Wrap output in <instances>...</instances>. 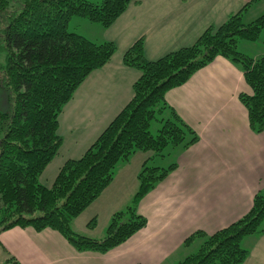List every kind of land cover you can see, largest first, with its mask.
I'll return each mask as SVG.
<instances>
[{"label": "trees", "instance_id": "trees-1", "mask_svg": "<svg viewBox=\"0 0 264 264\" xmlns=\"http://www.w3.org/2000/svg\"><path fill=\"white\" fill-rule=\"evenodd\" d=\"M131 1L0 0V89L12 93L10 112L0 111V234L15 227L51 229L79 252L107 253L145 228L143 198L179 165H155V157L164 156L169 145L188 149L200 140L166 94L219 56L243 72L249 90L239 99L252 131L264 132V52L249 55L239 49L240 41H259L264 32V12L244 19L260 1L249 0L221 26L208 27L192 45L157 60L146 57L143 37L135 41L124 54V63L141 71L134 97L82 157L68 159L52 187L45 186L41 175L63 143L60 114L89 74L117 51L113 41L98 43L70 30V21L81 16L108 28ZM153 122L159 124L156 133ZM140 151L153 155L142 165L129 202L111 216L104 236L77 229L75 219ZM263 220L264 189L255 194L250 210L228 226L211 234L198 230L188 237L185 243L200 236L205 241L177 264H243L249 250L241 241L264 233ZM96 225V218L88 223L90 229Z\"/></svg>", "mask_w": 264, "mask_h": 264}, {"label": "crops", "instance_id": "crops-1", "mask_svg": "<svg viewBox=\"0 0 264 264\" xmlns=\"http://www.w3.org/2000/svg\"><path fill=\"white\" fill-rule=\"evenodd\" d=\"M247 1L132 0L110 27L91 24L99 38L95 42L113 41L117 51L89 74L65 105L58 128L63 143L41 175L42 183L52 187L65 162L82 157L134 97L141 71L126 65L124 54L135 41L143 37L146 57L157 60L192 45L208 27L221 26ZM248 90L241 69L219 56L167 92L170 105L200 140L181 156L177 169L143 198L140 211L148 225L121 246L107 253L79 252L54 231L36 232L32 227L3 231L1 246L12 253L22 249L26 264H177L194 253L197 237L185 243L188 237L198 230L211 234L228 226L250 210L255 194L264 189V132L252 131L239 99ZM152 155V151L137 152L122 166L75 219L77 229L95 236L102 233L111 216L131 199L138 173ZM94 218L97 225L90 229L88 223ZM43 232L45 236H40ZM241 243L249 250L243 264H264V233L246 235ZM43 244H49V250L61 247L67 255L46 259L43 251L48 249Z\"/></svg>", "mask_w": 264, "mask_h": 264}, {"label": "rangeland", "instance_id": "rangeland-1", "mask_svg": "<svg viewBox=\"0 0 264 264\" xmlns=\"http://www.w3.org/2000/svg\"><path fill=\"white\" fill-rule=\"evenodd\" d=\"M263 12H264V0H260V1L254 3L252 5L248 15H245L244 19L246 21H248V20L256 17L257 15H259ZM91 24L101 26L100 24L93 23L92 21H90L84 17L74 16L72 18V20L70 21V30H74L78 33H81L93 41H98L99 38H98V35L94 29L95 25H91ZM99 28H102V27H99ZM262 36L264 37V32L261 35V39L259 41H256V42L246 41V40L240 41L239 48H242V49L245 48L250 53H252L253 51H255V53L264 52V49L261 50L262 46H264V43H262L263 42ZM0 61H3V57H1ZM11 94H12L11 91L8 89H0V111L1 112H10V110L12 108V103L10 102V95ZM158 126H159L158 122H153L152 127H151L153 133L157 132ZM186 154H187V149L184 148L182 145L176 146V147L169 145L164 151V156H156L155 157L154 164L165 166V167H168L171 163H175V162H177L179 164L181 156L186 155ZM17 228L21 229L20 227H17ZM28 228H31V227H28ZM260 228L261 229L264 228V220L262 221ZM49 230H51V229H49ZM34 231H36V230H34ZM51 231H54L53 232L54 234H57L58 236L62 237V235L58 231H55V230H51ZM36 232H39V231H36ZM104 233H105V230L96 236L97 237H103ZM40 236H45V233L44 232L41 233ZM194 241L195 242L193 244V248H194L193 252L196 253L200 249L202 243L205 241V237H203V236L197 237ZM47 245H49V244H47ZM47 245L43 244V246H45L48 249V247H50V246L47 247ZM72 248H74V247L72 246ZM8 252L9 251L4 249L0 244V264H26L22 260L23 256L20 254V253H24V251L22 249H20L19 252H16V253H12V252L8 253ZM43 252L45 254L44 256L46 257V259H49V258H56V259L59 258L60 259V255H63V256L67 255V251L61 247H59L57 249L53 248L51 250L48 249V250H45ZM86 264H88V263H86Z\"/></svg>", "mask_w": 264, "mask_h": 264}]
</instances>
